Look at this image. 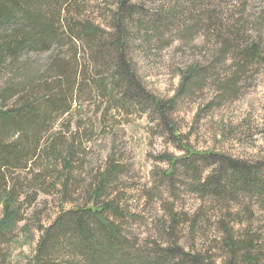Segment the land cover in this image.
<instances>
[{"label": "rangeland", "instance_id": "374dc122", "mask_svg": "<svg viewBox=\"0 0 264 264\" xmlns=\"http://www.w3.org/2000/svg\"><path fill=\"white\" fill-rule=\"evenodd\" d=\"M45 8L58 41L0 67V109L62 84L58 108L68 112L42 125L27 168L23 158L0 171V218L7 191L19 209L13 230L0 235V264H31L59 217L107 202L118 234L99 264H264V185L212 186L232 161L264 182V0H50ZM81 22L107 37L124 26L128 61L149 97L132 103L113 87L114 67L93 56ZM7 87L16 94L6 98ZM9 136L0 142L18 140ZM185 145L216 155L186 159ZM66 217L40 264H96L73 232L60 231ZM87 220L100 235V222Z\"/></svg>", "mask_w": 264, "mask_h": 264}, {"label": "trees", "instance_id": "16d2710c", "mask_svg": "<svg viewBox=\"0 0 264 264\" xmlns=\"http://www.w3.org/2000/svg\"><path fill=\"white\" fill-rule=\"evenodd\" d=\"M48 2L50 0H0V67H3L10 58L12 60L17 59L20 54L24 53L26 48L44 50L58 41V33L51 26L53 22L49 18L48 13L45 12ZM18 17H21V19L17 21ZM79 25L82 31V37L80 35L79 37L91 45L93 56H100L102 63L114 67V73L110 80L113 87H121L123 97L132 103L139 101L145 95L149 97L148 92L137 79L136 72L128 61L125 51L127 35L124 26L118 24L115 33L111 34V37H107L104 28L92 22H81ZM26 26L30 27V30ZM99 41L107 43L103 45L98 43ZM112 61L113 63H111ZM81 71L79 68L78 73ZM65 77V74H59L54 77V80L57 83V79H59V82L62 83ZM95 86L100 90L104 89L103 79H99ZM70 90L71 93L73 92L72 94L78 92V90L75 91V86H72ZM65 91L62 89V84H59L53 89L50 87L46 88L41 99L29 100L25 102L22 108L17 110L0 109V133H9L10 136L15 134L18 137L15 142H0L1 172L17 168L18 165L15 163L23 158L25 162L22 167L27 168L29 161L33 159L35 161V157L39 156L38 152L44 139L43 131H41L42 125L49 121L51 114L56 112L60 116L68 112V108H58L63 102L61 97L63 95V97L66 96ZM3 93L6 98L16 94L10 87L5 88ZM156 104H158V101H156ZM31 147L33 149L30 152H25ZM183 149L187 152L186 159H190L193 156L216 155L212 152L195 151L189 145H185ZM26 153H29L30 156H25ZM219 173L220 178L218 182L215 181L217 183L214 182L212 185L213 190L221 189L219 187L223 181H238L243 183L244 187L264 185V182H260L258 177L253 174V170L245 164L240 165L232 161L221 169ZM210 180L207 179L201 182L200 186H207V182ZM102 191L103 188H100L99 194ZM1 201L4 209L3 216L0 218V235L12 231L19 219V209L12 204V192L7 191L3 194ZM115 211V204L107 202L101 206L90 205L86 208L76 209L73 212H66L45 230L38 245V252L31 264H40L43 251L49 245L47 243L48 235L55 230L60 220L62 221V217L64 218L67 215L68 222H61L60 231L65 233L73 232L77 248L84 251L87 260H92L93 258L95 259L94 263L99 264L103 257L115 251L114 243L118 230L106 218L108 212ZM70 214H72L71 217ZM88 216H93L100 222V235L91 229L87 220ZM194 261L196 263L201 262L196 258Z\"/></svg>", "mask_w": 264, "mask_h": 264}]
</instances>
